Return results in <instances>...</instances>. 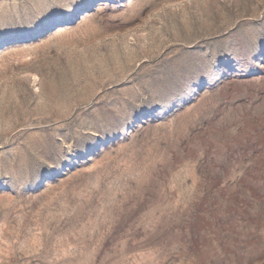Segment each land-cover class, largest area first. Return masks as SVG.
<instances>
[{
	"label": "rangeland",
	"instance_id": "rangeland-1",
	"mask_svg": "<svg viewBox=\"0 0 264 264\" xmlns=\"http://www.w3.org/2000/svg\"><path fill=\"white\" fill-rule=\"evenodd\" d=\"M0 264H264V0H0Z\"/></svg>",
	"mask_w": 264,
	"mask_h": 264
}]
</instances>
